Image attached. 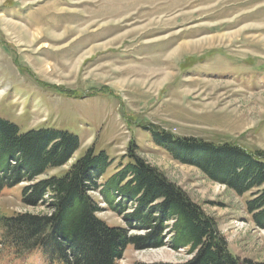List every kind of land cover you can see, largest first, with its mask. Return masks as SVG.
<instances>
[{"label": "rangeland", "instance_id": "rangeland-1", "mask_svg": "<svg viewBox=\"0 0 264 264\" xmlns=\"http://www.w3.org/2000/svg\"><path fill=\"white\" fill-rule=\"evenodd\" d=\"M0 118L79 138L69 161L39 179L61 175L93 147L111 160L103 184L128 163L133 143L214 218L234 256L264 263V228L246 211L256 189L237 194L176 160L148 129L264 152V0H0ZM29 183L0 192L1 216L50 213L22 202ZM99 206L106 223L127 225ZM3 241L0 228V264H45L38 252L15 258ZM190 257L168 245H129L116 264Z\"/></svg>", "mask_w": 264, "mask_h": 264}, {"label": "trees", "instance_id": "trees-1", "mask_svg": "<svg viewBox=\"0 0 264 264\" xmlns=\"http://www.w3.org/2000/svg\"><path fill=\"white\" fill-rule=\"evenodd\" d=\"M148 129L158 146L176 160L199 167L210 179L237 194L256 189L246 201V211L257 227L264 228L263 151H248L230 142L174 137L153 126ZM78 147L79 138L67 131L49 127L21 131L0 118V192L30 182L22 189V202L51 208L48 214L0 215L3 244L15 258L38 252L45 264H116L129 245L137 250L168 245L185 249L190 259L144 264H264L234 256L214 218L137 155L133 143L127 149L128 163L103 184L98 179L111 160L105 151L93 147L61 175L39 179L66 164ZM91 191L127 225H111L98 217L100 200ZM130 229L145 232L132 234Z\"/></svg>", "mask_w": 264, "mask_h": 264}]
</instances>
